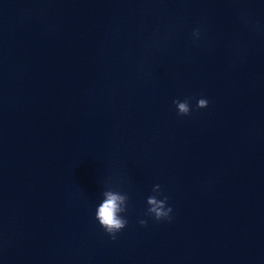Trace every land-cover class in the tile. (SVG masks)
I'll list each match as a JSON object with an SVG mask.
<instances>
[{
	"label": "clouds",
	"instance_id": "9594fccd",
	"mask_svg": "<svg viewBox=\"0 0 264 264\" xmlns=\"http://www.w3.org/2000/svg\"><path fill=\"white\" fill-rule=\"evenodd\" d=\"M193 39L200 38V30H193ZM191 98L181 100H173L179 116H188L192 112ZM209 105L206 98H199L196 102V109H204ZM153 194L146 199L147 210L145 216L151 217L155 221H171L172 207L168 204V196L161 189V185L155 184L152 187ZM102 201L96 208L95 219L100 227L103 228L112 240H116L117 233H120L128 225L125 213L128 211L129 196L126 192L117 190L112 186H107L101 193ZM138 223L141 227H147V219H139Z\"/></svg>",
	"mask_w": 264,
	"mask_h": 264
}]
</instances>
